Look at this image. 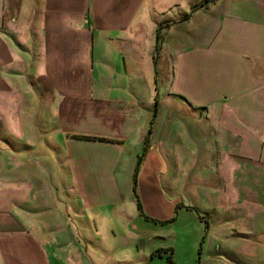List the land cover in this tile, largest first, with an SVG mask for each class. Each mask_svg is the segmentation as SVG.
<instances>
[{
    "label": "crops",
    "instance_id": "0c3cea01",
    "mask_svg": "<svg viewBox=\"0 0 264 264\" xmlns=\"http://www.w3.org/2000/svg\"><path fill=\"white\" fill-rule=\"evenodd\" d=\"M202 1L0 0V264H51L24 208L45 164L83 189L128 188L146 147L165 174L181 165L196 113L218 187L208 236L230 264H264V0L192 10Z\"/></svg>",
    "mask_w": 264,
    "mask_h": 264
},
{
    "label": "rangeland",
    "instance_id": "374dc122",
    "mask_svg": "<svg viewBox=\"0 0 264 264\" xmlns=\"http://www.w3.org/2000/svg\"><path fill=\"white\" fill-rule=\"evenodd\" d=\"M165 117L157 120L152 136L155 143L163 147L168 123ZM204 118L196 113L189 122L191 137L186 153L183 151V160H179L182 166L165 174L163 157L157 150L150 152L146 147L137 178L135 171L128 188L83 189L70 180H66L69 183L62 181L61 176L50 177L47 172L52 168V161L48 159L51 162L45 164L44 175L40 177H44V182L38 184L39 198L24 208L37 213L36 224L30 226L28 233L35 235L41 245H46L51 264H65V256L70 258L71 264H171L168 261L171 253L175 264L236 262L234 256L227 255L222 242L214 243L208 236L209 224L213 222L204 201L215 196L218 187L212 164L202 161L210 151L205 146L201 149L192 134L200 133L202 123L199 121L203 122ZM19 143L25 141L16 140L9 145L15 148ZM164 153L171 163L170 152ZM50 154L53 155L46 152L45 157ZM201 162L205 165L197 169ZM168 180L174 182L173 188ZM84 194L92 203L89 207L81 202ZM183 207L186 210L182 211ZM159 250L163 256L156 255ZM240 254L242 262L253 259L244 248Z\"/></svg>",
    "mask_w": 264,
    "mask_h": 264
},
{
    "label": "trees",
    "instance_id": "16d2710c",
    "mask_svg": "<svg viewBox=\"0 0 264 264\" xmlns=\"http://www.w3.org/2000/svg\"><path fill=\"white\" fill-rule=\"evenodd\" d=\"M214 0H203L200 4H196L195 6H193V9L192 10H196V9H199V8H201V7H207L210 3H212ZM157 102H156V107H157ZM151 132V131H150ZM85 139H89V137H86ZM89 140H91V139H89ZM92 140H96V139H92ZM147 146H148V141H147ZM143 155H145V152L143 153ZM142 160H143V156H141L140 157V159H139V162H138V164H137V168H136V178H137V175H138V172H139V166H140V163L142 162ZM135 178V179H136ZM135 192L137 193V191L135 190ZM135 193V194H136ZM140 205V208H142V206H141V204H139ZM200 218L201 219H204V217H202L201 215H200ZM206 223H208V222H206ZM155 255V254H154ZM156 255H162V252H161V250H159L157 253H156ZM163 256V255H162ZM172 257H173V253H171V255H170V257H168V261L171 263V264H175V262L172 260Z\"/></svg>",
    "mask_w": 264,
    "mask_h": 264
}]
</instances>
